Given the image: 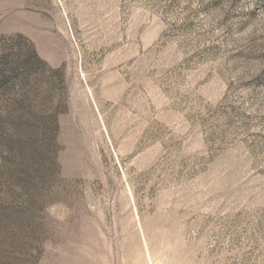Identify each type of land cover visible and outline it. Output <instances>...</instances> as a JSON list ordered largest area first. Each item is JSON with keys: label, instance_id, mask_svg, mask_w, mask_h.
I'll use <instances>...</instances> for the list:
<instances>
[{"label": "rangeland", "instance_id": "1", "mask_svg": "<svg viewBox=\"0 0 264 264\" xmlns=\"http://www.w3.org/2000/svg\"><path fill=\"white\" fill-rule=\"evenodd\" d=\"M0 264H264V0H0Z\"/></svg>", "mask_w": 264, "mask_h": 264}, {"label": "trees", "instance_id": "2", "mask_svg": "<svg viewBox=\"0 0 264 264\" xmlns=\"http://www.w3.org/2000/svg\"><path fill=\"white\" fill-rule=\"evenodd\" d=\"M32 55H33V57H36V53H35V52H34ZM36 58H37V57H36ZM6 62H7V61H6V58H5V59L3 60V63H4L5 66H6Z\"/></svg>", "mask_w": 264, "mask_h": 264}]
</instances>
